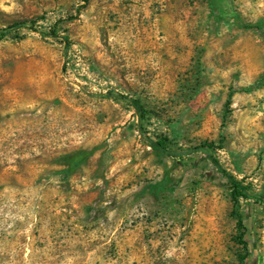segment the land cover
Instances as JSON below:
<instances>
[{
	"label": "rangeland",
	"instance_id": "obj_1",
	"mask_svg": "<svg viewBox=\"0 0 264 264\" xmlns=\"http://www.w3.org/2000/svg\"><path fill=\"white\" fill-rule=\"evenodd\" d=\"M13 23L0 264H264V0H0Z\"/></svg>",
	"mask_w": 264,
	"mask_h": 264
},
{
	"label": "trees",
	"instance_id": "obj_2",
	"mask_svg": "<svg viewBox=\"0 0 264 264\" xmlns=\"http://www.w3.org/2000/svg\"><path fill=\"white\" fill-rule=\"evenodd\" d=\"M87 1V0H85ZM22 23H13L8 24L4 27L0 28V38L4 36L6 33L11 32L18 26H22ZM30 27V26H28ZM44 35V32H40ZM54 31H51L49 35H55ZM149 145L152 150L158 154H168V147L166 146V138H159L157 140H150ZM202 146H209V144H204ZM90 155V151H77L72 154L65 155V161L69 171H73L76 167H78L81 163H83L86 158ZM219 170L225 175V177L229 180L230 183V199L232 201V209L231 215L235 218V226L237 229V239L238 242L246 248V242L242 239L244 233V224L241 213L238 211L237 206L239 203V198L249 197L251 194L249 192V187L244 184L242 179L236 178L231 173H228L226 170L219 166ZM174 183L172 182V178L169 175V172H165L163 177L151 184L149 187V193L152 195H157L164 191H172L174 189ZM245 253H241L238 255V264H244Z\"/></svg>",
	"mask_w": 264,
	"mask_h": 264
}]
</instances>
